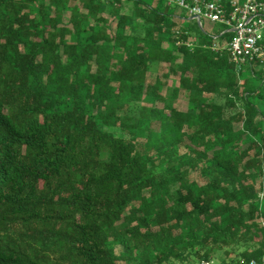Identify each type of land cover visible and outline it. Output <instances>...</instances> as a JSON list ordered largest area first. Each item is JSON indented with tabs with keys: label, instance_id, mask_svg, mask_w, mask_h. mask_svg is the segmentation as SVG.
<instances>
[{
	"label": "trees",
	"instance_id": "16d2710c",
	"mask_svg": "<svg viewBox=\"0 0 264 264\" xmlns=\"http://www.w3.org/2000/svg\"><path fill=\"white\" fill-rule=\"evenodd\" d=\"M184 19L0 0V264L264 261V70Z\"/></svg>",
	"mask_w": 264,
	"mask_h": 264
},
{
	"label": "built area",
	"instance_id": "2783aa9c",
	"mask_svg": "<svg viewBox=\"0 0 264 264\" xmlns=\"http://www.w3.org/2000/svg\"><path fill=\"white\" fill-rule=\"evenodd\" d=\"M168 6L186 11L189 17L219 22L232 32V38L214 50L229 53L237 69L244 65L264 70V0H164ZM230 29H233L231 31ZM196 264H213L210 259H200ZM242 264H264L250 260Z\"/></svg>",
	"mask_w": 264,
	"mask_h": 264
},
{
	"label": "rangeland",
	"instance_id": "374dc122",
	"mask_svg": "<svg viewBox=\"0 0 264 264\" xmlns=\"http://www.w3.org/2000/svg\"><path fill=\"white\" fill-rule=\"evenodd\" d=\"M129 5V2H126V6ZM170 9L176 11L177 13H180L183 15V18H185L183 21L186 24V26H188L190 23H195L197 22L196 19H189V16H187L186 11H184L183 9H180L176 6H169ZM204 26L207 30L211 29L213 30L215 33H217L218 31L221 30V28L223 27V25L219 22H211V21H207V20H203ZM246 65H244L243 67H245ZM255 68H258L257 66H255ZM257 73L259 71V69H256ZM263 76H264V72H263ZM235 260L236 259V253L232 252L230 255H227L224 253V251H215L214 253H212V257L210 260H212L213 264H233L231 262V260ZM198 260L194 261L193 264H196ZM177 264H182V263H177ZM189 264V263H186ZM191 264V263H190Z\"/></svg>",
	"mask_w": 264,
	"mask_h": 264
},
{
	"label": "water",
	"instance_id": "95a60500",
	"mask_svg": "<svg viewBox=\"0 0 264 264\" xmlns=\"http://www.w3.org/2000/svg\"><path fill=\"white\" fill-rule=\"evenodd\" d=\"M189 19H196V21H197V23H198V25H199V27L201 28V29H204L203 28V25H202V23H201V21H200V19L198 18V17H189ZM231 31H233V29H230Z\"/></svg>",
	"mask_w": 264,
	"mask_h": 264
}]
</instances>
